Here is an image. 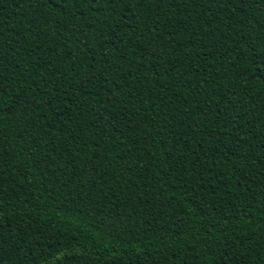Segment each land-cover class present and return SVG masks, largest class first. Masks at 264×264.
<instances>
[{
    "label": "trees",
    "instance_id": "obj_1",
    "mask_svg": "<svg viewBox=\"0 0 264 264\" xmlns=\"http://www.w3.org/2000/svg\"><path fill=\"white\" fill-rule=\"evenodd\" d=\"M0 264H264V0H0Z\"/></svg>",
    "mask_w": 264,
    "mask_h": 264
},
{
    "label": "snow or ice",
    "instance_id": "obj_2",
    "mask_svg": "<svg viewBox=\"0 0 264 264\" xmlns=\"http://www.w3.org/2000/svg\"><path fill=\"white\" fill-rule=\"evenodd\" d=\"M46 3L52 4L54 6H59V4L61 3V0H46Z\"/></svg>",
    "mask_w": 264,
    "mask_h": 264
}]
</instances>
